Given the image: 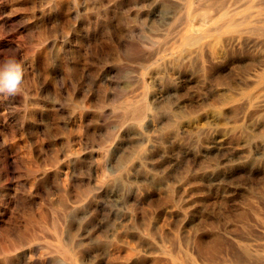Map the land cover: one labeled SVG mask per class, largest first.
<instances>
[{
  "label": "rangeland",
  "instance_id": "obj_1",
  "mask_svg": "<svg viewBox=\"0 0 264 264\" xmlns=\"http://www.w3.org/2000/svg\"><path fill=\"white\" fill-rule=\"evenodd\" d=\"M1 1L2 0H0V2ZM155 1L156 0H70L69 2V0H39V2H35V0H27V4L23 6L18 3L19 0H14V2L13 0H3V3H0V43L2 44H0V61L9 55H14L25 69L21 92L15 96L5 97L0 95V250H3L10 240L13 241L20 237H26L28 235L26 232L30 230V227L34 226L33 230H36V235L38 233L37 236H39H36L33 241L29 239L23 240L22 247L13 250V253H2L0 251V264H81V261L71 254V251L64 252L60 250L61 247L57 234L53 233V228L50 226L52 218L60 215H62V219L65 221L67 220L65 222L66 224L62 226L63 236L66 235L65 237H67V239L70 238L69 241L72 240L73 247L78 243L79 246H75L74 249L76 251H81H78V253L83 256V260L85 259L86 261L89 258L87 262L91 264L94 260V256L109 249L108 247L111 245L110 242L112 239L110 233L112 230H121L119 229L120 221L118 215L120 214L119 211H122V209L119 210L118 207H115L109 195L113 187L112 185L114 184L112 177H114L113 174L116 167H113L115 164V162H112L113 159L111 160L109 157H106L104 155L106 152L103 151L110 148L112 145L109 144H112V142L113 144L114 142L119 143L120 152H125L123 154L124 156L121 153L123 158H126V156L130 154L136 155L137 157H139V155H137L139 153H141L140 156L142 152L145 154L142 155L145 159L139 157L141 159L139 161V158H137L138 174L136 176L138 177H136V181L138 182V186H135L137 183L130 186L133 188L134 192L136 191L134 193L137 198L135 206L136 225L141 236L143 235L144 237L138 246L141 251L148 248L147 244L155 241L163 244L164 239H167L166 241L164 240L165 242H168V240L170 241L164 243V245L169 248L170 246L171 248L182 247L184 238L190 237L194 230L199 234L203 233L202 235L207 238L216 234L220 236L223 234L224 237L229 236L226 238H232L228 240L234 241L233 243H235V245L238 246L241 244L240 246L242 247L250 248L248 252L251 254H256V252H258L257 254H264V224H262L260 219H255L257 218V213L255 212V210H258L257 206H260L261 208L259 207V209L264 212V197L261 196V187H259L262 186V178L253 176L255 178L253 179L252 175L248 173V160H232L233 163L229 161V163L227 162L224 164L225 168L223 163L221 164L219 162V157L194 161L192 156H187V158L189 157L191 159L190 160L185 158L186 156L181 155L179 158L181 166L173 167L167 164L164 165V160L169 158L171 153L173 154L177 149V153L180 152V150L186 149L190 141V136L188 134H184V136L183 134L170 135L169 129H171V127L169 126V122H171V119L173 121L176 117L179 118L181 115H185V113L188 114L192 109L197 111L198 107L201 108V106L205 105V103L204 105L201 103V105L200 101H204L209 93L214 91H226L228 89L227 92L229 91L228 93L230 95L235 93L236 96H239L241 91L240 88L229 86L227 82L232 81L235 77L234 81L236 79L239 80L240 74V77H242L246 73L248 64L245 62V66V63L237 60V58H231V56L230 58L226 57L223 61L214 65L215 67H212V70L210 69L211 71L203 68L202 63L196 60L193 61V64L192 62L187 63V61H185V63L184 61H179L178 66L177 63L174 65L166 63L167 59L173 56V54L176 55L177 46L186 30V24L195 23V25H192L197 27L198 24L200 25L201 22H204V20L200 19L204 17L206 20L208 17V15L203 12L205 11L204 8L207 7L210 14L212 13L211 8L213 7L210 6V10L208 8L209 6H207L208 1L206 0H192V2L195 1L193 4L196 6L194 7L192 4L191 8L186 6V2L183 3L186 0H182L183 2L180 0L177 2L176 0H167V2L166 0ZM244 2L247 3L245 4ZM181 3H183L184 6ZM241 3L242 5H240L237 10L239 12L248 11V0H240V4ZM193 7L199 12H196ZM36 10H46L44 11L46 13L45 15L55 19V23L45 22L46 20L43 18L39 20L34 18V11ZM57 13L58 15H56ZM191 13H193L194 17H192ZM51 14H54L53 17ZM189 14H191L190 17L192 19H190ZM195 20H199V23ZM25 26L34 27L32 28L33 30H27ZM18 31H22L25 37L21 40L20 53L18 52L15 54L13 51L11 53V51L7 50L5 44L9 40L16 39L19 41L20 34ZM37 31L39 32V38L37 37ZM44 31H46V33L48 31H50L51 34L53 33L52 37H50V39L48 38L47 41ZM42 32H44V34ZM54 35L57 36H55V43L51 41L55 38ZM43 36L45 40L42 39ZM38 39H41V41ZM47 43H54L56 47L54 48V45H49ZM171 51L172 53H170ZM148 57L150 59H148ZM39 59H42L43 62ZM159 63L163 65L160 66ZM181 63H183L184 66L180 65ZM197 63H199V65ZM218 71L220 73H218ZM202 72L204 74H202ZM40 74L41 76L39 77ZM214 74L216 76H214ZM202 75L205 77H202ZM203 80H205V82H203ZM25 84L29 90L24 88ZM234 88L236 89L233 90ZM66 89H70V91ZM228 93L225 92L226 95H229ZM67 96H70L69 99H67ZM175 98H177V100H175ZM66 100L73 103L67 102V104ZM147 100L150 102H147ZM192 100L194 103H190ZM54 101L56 102L53 103ZM37 103L40 106H38ZM147 103L151 104L152 111L149 107L141 117H134L135 114L131 115V113H133L132 111L140 107L142 108ZM178 103L184 106L181 108ZM138 104L140 107L136 106ZM167 110L171 115H174L173 118L167 113ZM175 110L178 113L176 112L173 114ZM42 112H44V114ZM48 114H50V116ZM59 114L64 116L62 117ZM124 114L127 116H123ZM156 115L159 116L157 117ZM222 116L224 115H221L220 118H222ZM227 116L228 115H225L222 119L219 118V122L225 124L235 120V117L233 120L231 118L233 116H230V118ZM153 117L156 120L153 119ZM166 118L167 120H165ZM128 124L129 126H127ZM45 125L48 126V129L47 127L45 128ZM151 125H153V127ZM168 127L170 128L168 129ZM161 129H165V131ZM153 131L155 133L158 131V133H156L157 135H155L158 137L155 138V136H153L155 134ZM161 134L162 136H160ZM131 135H133V137ZM5 137L7 138L4 139ZM158 138L160 141H158ZM169 138H171V141ZM1 140H5L8 146L2 147ZM102 140L103 142L101 144ZM69 143L71 145H68ZM153 143H158L159 147L151 148ZM143 144H145V146ZM104 145L107 147H103ZM41 147L44 149L41 150ZM121 147H123V149ZM68 148H72L75 151L69 155V157L65 155L69 151ZM121 149L123 151H121ZM51 155L53 156L51 157ZM57 156L58 160L64 161H59L60 164L70 165L68 168L69 170L65 168L58 173L54 171V166L49 162L50 159ZM213 159H216V161ZM211 160H213V162ZM143 162H146V164L150 166L146 167V164ZM193 162H196V164ZM215 163H219L217 165L218 167H214V165H216ZM161 164L164 165V168ZM179 169L181 170L178 171ZM149 170L151 172H149ZM183 171L186 174H184ZM170 172L171 174L174 173V176L170 175ZM191 172L193 174H191ZM249 175L251 176L249 177ZM143 176L144 178H142ZM226 177L229 180H227ZM167 180L169 183L166 182ZM255 181H257L258 184H256ZM180 183H182V186L184 185L182 187V192H180L181 189H179ZM138 187H140L142 192H145L141 193ZM166 188L169 189V193ZM170 188H172V190ZM168 194L170 195L167 196ZM156 195L158 197H156ZM79 196H81L82 199H79ZM163 197L164 199H162ZM178 197H182L181 200ZM184 198L186 200H184ZM219 198L223 199V202L220 201ZM163 202L165 203L163 204ZM64 203L70 205L66 204L65 206ZM214 203L216 206H214ZM218 204L222 206V208H219ZM184 206H186V208ZM53 211H58V214ZM116 211L118 215L115 216ZM240 213L246 216V219L244 217L242 219ZM137 214L140 216H137ZM195 216L196 218L198 217L194 222L195 224L193 223L194 225L184 228V225L188 224L191 218ZM141 217H145L144 220H141ZM41 219L45 221L42 222ZM248 219L250 221H248ZM209 220L211 221L209 222ZM212 222H214V224ZM248 223L252 224L250 225ZM209 224L211 228L208 226ZM196 225L199 227L201 226V228L197 227L199 229L196 230ZM42 226H46L43 227L46 230L43 229ZM216 228L220 230L218 231ZM245 228L247 231H245ZM185 229L189 230L190 234L189 231H185ZM249 232L252 234L250 235ZM182 233L183 235H179ZM231 233H233L234 236H231ZM184 234L186 235L185 237ZM70 235L72 237H70ZM238 235L242 236V238L237 239L240 237ZM73 236L75 238H73ZM173 236L175 240H173ZM124 237L125 236L122 235L121 241L123 239L126 241L125 238L128 239L127 236ZM159 240H161V242ZM243 241L247 242L248 246ZM171 243L176 244L173 247ZM56 245L59 247L57 248ZM77 247L78 249H76ZM256 248L258 249L256 250ZM56 249L57 251H53ZM64 255H68L69 257L66 256L65 258ZM5 257H8V259L6 258L5 260ZM69 258H71V260Z\"/></svg>",
  "mask_w": 264,
  "mask_h": 264
},
{
  "label": "bare ground",
  "instance_id": "obj_2",
  "mask_svg": "<svg viewBox=\"0 0 264 264\" xmlns=\"http://www.w3.org/2000/svg\"><path fill=\"white\" fill-rule=\"evenodd\" d=\"M3 1V0H2ZM1 1V2H2ZM16 1V0H15ZM51 1V0H50ZM72 1V0H71ZM157 1V0H156ZM155 1V2H156ZM169 1V0H168ZM175 1V0H174ZM178 0H176L177 2ZM182 1V0H180ZM207 2V6H209L208 8L210 9V6L213 7L212 9V13L209 14L207 7L204 8L205 11L204 14H207L208 17L205 20L204 17L203 19L200 20H204V22L200 23V25L198 24L197 27H194L192 24L195 25V23H187L186 27H185V32L183 34V36L180 39V42L178 44V48L176 50V55L173 54V56H171L169 59H167L166 63H169V65H174L177 63V66L179 65L178 62L179 61H187L188 62H192L196 60L197 62L200 61L203 65V68L205 69H211L212 67H215L214 65H216L217 63L223 61L226 57L231 56V58H237V60H240L243 63H247L248 64V69L246 71V73L242 76L240 74L239 76V80H235L236 78H233L232 81L227 82V84L229 86H234V87H239L240 88V95L236 96V94L231 93L233 95H230L227 90L225 91H214L212 93H209V95L206 97V99H204V101H200V104L205 103L204 106H201V108H199L197 111L196 110H191V112L188 114L185 113V115H181V117L179 118H174L173 121L171 119V122H169V126L171 127V129H169L170 127H168V129L170 130L169 132L171 133L170 135H179V134H188L189 137V145L186 147V149L180 150V152L177 153L174 152L173 154L171 153V156L169 158H167L166 160H164L165 164L164 165H171V166H176L179 167L181 166V162L179 161V158L181 157V155L186 156L185 158H187V156H192L194 161H199L201 159H212V158H217L219 157V162L223 165L226 164L227 162L229 163V161H234V160H248V173L252 175V178L255 179V176H259L260 178H262V186L260 193L261 196L264 197V0H248V11H244V12H239L237 9L240 7V5H242V3L240 4V0H206ZM0 2V3H1ZM8 2V1H6ZM14 2V0H13ZM29 2V1H28ZM35 2H39V0H35ZM70 2V0H69ZM167 2V0H166ZM183 2V1H182ZM186 2V6L191 8V5L193 4L192 0H186L183 3ZM198 2V1H197ZM200 2V1H199ZM205 2V1H204ZM3 3V2H2ZM17 3V2H16ZM20 4H22V6L25 4H27V0H19ZM53 3V2H52ZM65 3V2H64ZM162 3V2H161ZM172 3V2H170ZM181 3L183 6L184 4ZM203 3V2H202ZM245 3V2H244ZM247 3V2H246ZM245 3V4H246ZM6 4V3H5ZM12 4V3H11ZM50 4V3H49ZM66 4V3H65ZM198 4V3H196ZM204 4V3H203ZM206 4V2H205ZM2 5V4H1ZM69 5V4H68ZM72 5V4H71ZM154 5V4H153ZM199 5V4H198ZM64 6V5H63ZM62 6V7H63ZM193 6L195 7L196 5L193 4ZM51 7V5H50ZM49 7V8H50ZM193 7V8H194ZM200 7V6H199ZM66 8V7H65ZM197 8V7H196ZM73 9V8H72ZM203 9V10H204ZM207 9V11H206ZM210 9V10H211ZM193 10V9H192ZM195 10V8H194ZM194 10L192 11L194 13ZM198 10V9H197ZM43 11V10H42ZM40 10H36L34 11V18H36L37 20L39 19H45V22H49V23H55V19L49 18L47 17L45 14L44 10L43 12ZM54 11V10H53ZM196 11V10H195ZM69 12V11H68ZM185 12V11H184ZM199 12V11H196ZM208 12V13H206ZM53 13V12H52ZM192 14V17L193 16ZM49 14V13H48ZM70 14V13H69ZM175 14V13H174ZM172 14V15H174ZM191 14H189V17L191 16ZM196 14V13H195ZM198 14V13H197ZM202 14V13H201ZM200 14V15H201ZM52 15V14H51ZM50 15V16H51ZM54 15V14H53ZM52 15V17H53ZM58 15V13L56 14ZM67 15V14H66ZM71 15V14H70ZM185 15V14H184ZM183 15V16H184ZM49 16V15H48ZM69 16V15H67ZM197 16V15H196ZM206 16V15H205ZM170 17V16H169ZM185 17V16H184ZM183 17V18H184ZM55 18V16H54ZM173 18V16H172ZM200 18V16H199ZM59 19V18H58ZM190 19H192L190 17ZM198 19V18H197ZM36 20V22H37ZM6 21V20H5ZM58 21V20H57ZM64 21V20H63ZM197 21V20H195ZM199 21V20H198ZM197 21V22H198ZM8 22V21H7ZM34 22V21H33ZM196 22V24H197ZM199 23V22H198ZM41 24V23H40ZM177 24V22H176ZM39 25V24H38ZM45 25V24H44ZM50 25V24H49ZM16 26V25H15ZM24 26V25H23ZM48 26V23H47ZM58 26V25H57ZM178 26V25H177ZM34 27V26H33ZM33 27H27L25 26V29L27 28V30L31 29ZM40 27V26H39ZM38 27V29H39ZM43 27V26H42ZM46 27V26H45ZM59 27V26H58ZM57 27V28H58ZM184 27V26H183ZM51 28V27H50ZM61 28V27H60ZM67 28V27H66ZM23 29V28H22ZM23 29V30H25ZM47 29V27H46ZM65 29V28H64ZM64 29H62L63 31H65ZM60 30V29H59ZM61 30V31H62ZM54 31V29H53ZM52 31V32H53ZM19 32V41L15 40H9L8 42H6V48L7 50L13 51V53H18L20 51L21 48V40H23V32L22 31H18ZM38 32V31H37ZM45 32V39L47 41V39L50 37H52L53 33L51 34L50 31H48L46 33ZM44 32H42L44 34ZM58 32V30H57ZM66 32V31H65ZM69 32V31H68ZM25 33V32H24ZM55 33V32H54ZM60 33V31H59ZM178 33V32H177ZM56 34V33H55ZM61 34V33H60ZM42 35V34H41ZM65 35V34H64ZM67 35V34H66ZM39 36V32L37 33V37ZM56 35H54L55 37ZM36 37V38H37ZM57 37V36H56ZM56 37L54 39H52L51 41H53L54 43L56 42ZM62 37V36H61ZM179 37V36H178ZM35 38V39H36ZM39 38V37H38ZM42 38V37H41ZM63 38V37H62ZM172 38V37H171ZM13 39V38H12ZM18 39V38H17ZM44 39V36L43 38ZM44 39V40H45ZM58 39V38H57ZM68 39V38H67ZM70 39V38H69ZM169 39V38H168ZM39 40V39H38ZM178 40V39H177ZM35 41V40H34ZM41 41V39L39 40ZM50 41V42H51ZM58 41V40H57ZM44 42V41H43ZM42 42V43H43ZM49 42V40H48ZM35 43V42H34ZM33 43V44H34ZM54 43H50L51 45H54ZM66 43V42H65ZM1 44V43H0ZM36 44V43H35ZM34 44V45H35ZM49 44V43H47ZM49 44V45H50ZM64 44V42H63ZM2 45V44H1ZM46 45V44H44ZM48 45V46H49ZM57 45V43H56ZM37 46V45H36ZM42 46V45H41ZM47 46V47H48ZM4 47V46H2ZM34 47V46H33ZM46 47V48H47ZM53 47V46H52ZM56 46L54 45V48ZM162 47V46H161ZM173 47V46H172ZM38 48V47H37ZM42 48V47H40ZM51 48V47H50ZM2 49V48H1ZM4 49V48H3ZM39 49V48H38ZM52 49V48H51ZM172 49V48H171ZM46 50V49H43ZM173 50V49H172ZM38 51V50H37ZM8 52V51H6ZM45 52V51H44ZM42 52V53H44ZM48 52V51H46ZM174 52V51H173ZM1 53V52H0ZM20 53V52H19ZM158 53V52H157ZM166 53V52H165ZM172 53V51L170 52ZM35 54V53H34ZM47 54V53H46ZM4 55V54H3ZM44 55V54H43ZM147 56V55H146ZM151 56V55H150ZM149 56V57H150ZM154 56V55H153ZM170 56V55H168ZM148 57V59H150ZM156 57V56H155ZM159 57V56H158ZM162 57V56H161ZM160 57V58H161ZM166 57V56H165ZM40 58V57H39ZM45 58V57H43ZM42 60V59H39ZM164 60V59H162ZM232 60V59H231ZM156 61V60H155ZM160 61V60H159ZM157 61V62H159ZM43 62V60H42ZM163 62V61H162ZM35 63V61H34ZM66 63V62H65ZM186 63V62H185ZM184 63V64H185ZM200 63V64H201ZM236 63V62H235ZM245 63V66H246ZM36 64V63H35ZM42 64V63H41ZM44 64V63H43ZM153 64V63H152ZM160 64V63H159ZM191 64V63H190ZM199 65V63H197ZM156 66H158L157 64H155ZM163 64H160V66ZM166 65V64H165ZM180 65H183V63H181ZM188 65V64H187ZM195 65V64H194ZM223 65V64H222ZM155 66V67H156ZM168 66V64H167ZM184 66V65H183ZM189 66V65H188ZM187 66V67H188ZM191 66V65H190ZM230 66V65H229ZM154 67V68H155ZM163 67V66H162ZM169 67V66H168ZM193 67V66H192ZM195 67V66H194ZM197 67V66H196ZM201 67V66H200ZM199 67V69H200ZM35 68V67H34ZM153 68V69H154ZM161 68V67H160ZM167 68V67H166ZM190 68V67H189ZM202 68V67H201ZM202 68V69H203ZM159 69V68H158ZM39 70V69H38ZM165 70V69H164ZM176 70V69H175ZM181 70V68H180ZM201 70V69H200ZM212 70V69H211ZM210 70V71H211ZM162 71V70H161ZM166 71V70H165ZM174 71V70H173ZM182 71V70H181ZM209 71V73H210ZM227 71V70H226ZM170 72V71H169ZM175 72V71H174ZM177 72V70H176ZM179 72V71H178ZM204 72V71H203ZM202 72V74H204ZM41 73V72H39ZM43 73V72H42ZM157 73V72H156ZM161 73V72H160ZM218 73H220L218 71ZM67 74V72H66ZM206 74V73H205ZM222 74V72H221ZM243 74V72H242ZM38 76V75H37ZM41 76V74L39 75V77ZM214 76H216L214 74ZM229 76V75H228ZM227 76V77H228ZM235 76V74H234ZM233 76V77H234ZM237 76V74H236ZM158 77V76H157ZM156 77V78H157ZM202 77H205L202 75ZM220 77V76H219ZM217 77V78H219ZM226 77V78H227ZM45 78V77H43ZM161 78V77H160ZM189 78V76H188ZM216 78V77H215ZM229 78V77H228ZM191 79V77H190ZM40 80V78H39ZM197 80V79H196ZM220 80V79H219ZM223 80V79H222ZM226 80V79H225ZM42 82V81H41ZM186 82V81H185ZM191 82V81H190ZM196 82V81H194ZM203 82H205V80H203ZM184 83V82H183ZM222 83V82H221ZM225 83V82H224ZM223 83V84H224ZM41 84V83H40ZM187 84V83H186ZM190 84V83H189ZM204 84V83H203ZM215 85V84H214ZM226 85V84H225ZM27 89L26 84L24 85ZM208 86V85H207ZM206 86V87H207ZM223 86V85H222ZM50 87V86H49ZM215 87V86H214ZM220 87V86H219ZM218 87V88H219ZM224 87V86H223ZM29 88V87H28ZM67 88V87H66ZM211 88V87H208ZM217 88V87H216ZM231 88V87H230ZM236 88H234L233 90H235ZM29 90V89H27ZM67 91L70 89H66ZM204 90V89H203ZM210 90V89H207ZM220 90V89H219ZM238 90V89H237ZM202 91V89H201ZM200 91V92H201ZM211 91V90H210ZM28 92V91H27ZM203 92V91H202ZM228 93L229 95L225 94ZM233 92V91H232ZM237 92V91H236ZM67 93V92H66ZM71 93V92H70ZM177 93V92H176ZM73 94V93H71ZM204 94V93H202ZM68 95V93H67ZM157 95V94H156ZM193 95V94H192ZM235 95V96H234ZM164 96V95H163ZM206 96V94H205ZM70 97V96H69ZM69 97L67 96V99H69ZM157 97V96H156ZM178 97V96H175ZM196 97V96H195ZM155 98V97H154ZM161 98V97H160ZM159 98V99H160ZM199 98V97H198ZM180 99V98H179ZM193 99V96H192ZM157 100V99H154ZM175 100H177V98H175ZM53 101V100H52ZM57 101V100H56ZM56 101H54L53 103H55ZM74 101V100H73ZM149 100H147L148 102ZM174 101V100H173ZM198 101V102H199ZM68 102V100H66V103ZM150 102V101H149ZM154 102V101H153ZM152 102V103H153ZM175 102V101H174ZM177 102V101H176ZM194 103V101H190V103ZM48 103V102H46ZM68 103H73V102H68ZM67 103V104H68ZM189 103V104H190ZM44 104V103H43ZM50 104V103H49ZM58 104V103H57ZM56 104V105H57ZM141 104V103H140ZM150 104V103H149ZM149 104H145L142 108L140 107V105H136L139 106V109H136L134 111H132L133 113H131V115L135 114L134 117H141L145 111H147L150 107L151 110V104L149 106ZM179 105L181 103H178ZM177 104V105H178ZM185 104V103H184ZM38 105V103H37ZM129 105V103H128ZM127 105V106H128ZM132 105V104H131ZM155 105V103H154ZM153 105V106H154ZM192 105V104H191ZM195 105V104H194ZM199 105V104H198ZM202 105V104H201ZM40 106V105H38ZM135 106V107H136ZM156 106V105H155ZM175 106V104H174ZM181 106V105H180ZM184 106V105H182ZM181 106V108H182ZM47 107V106H46ZM44 107V108H46ZM58 107V106H57ZM126 107V106H124ZM133 107V108H135ZM178 107V106H176ZM190 107V106H189ZM193 107V105H192ZM131 108V109H133ZM154 108V107H153ZM159 108V107H158ZM175 108V107H174ZM173 108V109H174ZM180 108V107H179ZM178 108V109H179ZM185 108V107H184ZM183 108V110H184ZM51 109V108H50ZM126 109V108H125ZM157 109V108H155ZM160 109V108H159ZM177 109V110H178ZM195 109V108H194ZM43 110V109H42ZM158 110V109H157ZM156 110V111H157ZM190 110V108H189ZM61 111V110H60ZM152 111V110H151ZM162 111V110H161ZM174 111V110H173ZM179 111V110H178ZM182 111V110H181ZM180 111V113H181ZM41 112V111H39ZM131 112V110H130ZM165 112V111H162ZM177 111L175 110V112L173 114H175ZM183 112V111H182ZM186 112V111H184ZM44 114V112H42ZM129 113V112H128ZM154 113V111H153ZM157 113V112H155ZM167 113L170 114L167 110ZM178 113V112H177ZM65 114V112H64ZM127 114V113H126ZM151 114V112H150ZM50 116V114H48ZM60 115V114H59ZM128 115V114H127ZM127 115H123V116H127ZM149 115V114H148ZM153 115V114H152ZM167 115V114H166ZM164 115V116H166ZM171 115V114H170ZM180 115V114H178ZM221 115H228L227 117L230 118V116L234 121L233 122H227L225 124H222L219 122V118ZM60 116H64V115H60ZM129 116V115H128ZM147 116V114H146ZM151 116V115H149ZM155 116V115H153ZM157 116V115H156ZM159 116V115H158ZM157 116V117H158ZM163 116V115H162ZM172 118L174 115H171ZM177 116V114H176ZM222 116V118L224 117ZM52 117V116H51ZM156 117V118H157ZM170 117V116H169ZM226 117V118H227ZM40 118V116H39ZM65 118V117H64ZM127 118V117H125ZM133 118V117H132ZM163 118V117H160ZM220 118V119H222ZM137 119V118H136ZM153 119H155L153 117ZM164 119V118H163ZM67 120V119H66ZM126 120V119H125ZM143 120V119H141ZM156 120V119H155ZM154 120V121H155ZM161 120V119H160ZM167 120V118L165 119ZM229 120V119H227ZM45 121V120H44ZM136 121V120H135ZM153 121V122H154ZM158 121V120H157ZM156 121V122H157ZM164 121V120H162ZM170 121V120H169ZM232 121V120H231ZM42 122V121H41ZM141 122V121H140ZM150 122V121H149ZM222 122V121H221ZM225 122V121H224ZM139 123V122H138ZM142 123V122H141ZM140 123V124H141ZM145 123V122H144ZM151 123V122H150ZM158 123V122H157ZM161 123V122H160ZM167 123V122H164ZM38 124V123H37ZM154 124V123H153ZM132 125V124H131ZM136 125V124H135ZM150 125V124H149ZM69 126V125H68ZM129 126V124L127 125ZM153 127V125H151ZM40 127V126H39ZM48 126L45 125V128ZM65 127V126H64ZM67 127V126H66ZM73 127V126H72ZM132 127V126H131ZM130 127V128H131ZM137 127V126H136ZM139 127V126H138ZM143 127V126H142ZM158 127V125H157ZM70 128V127H69ZM124 128V127H123ZM134 128V127H133ZM144 128V127H143ZM149 128V127H148ZM155 128V127H154ZM161 128V127H160ZM42 129V128H41ZM136 130H138L137 128H135ZM134 129V130H135ZM140 129V128H139ZM150 129V128H149ZM153 129V128H152ZM142 130V129H141ZM147 130V129H145ZM163 130V129H161ZM49 131V130H48ZM139 131V130H138ZM148 131V130H147ZM156 131V130H154ZM153 131V132H154ZM165 131V129L163 130ZM53 132V131H52ZM144 132V131H143ZM167 132V129H166ZM46 133V132H44ZM145 133V132H144ZM142 133V134H144ZM151 133V132H150ZM155 133V132H154ZM158 133V131L156 132ZM154 134L153 136L157 135ZM133 134V133H132ZM137 134V133H135ZM141 134V137H142ZM160 134V133H159ZM166 134V133H164ZM45 135V134H44ZM152 135V134H151ZM47 136V135H46ZM133 137V135H131ZM136 136V135H135ZM162 136V134L160 135ZM159 136V137H160ZM4 137V136H3ZM48 137V136H47ZM67 137V136H66ZM138 137V136H137ZM143 137H147V136H143ZM158 136H155V138ZM166 137V136H165ZM186 137V135H185ZM7 137H5L4 139H6ZM175 138V137H174ZM181 138V137H180ZM179 138V139H180ZM1 139V137H0ZM70 139V138H69ZM159 139V138H158ZM157 139V140H158ZM173 139V138H172ZM187 139V138H185ZM109 140V139H108ZM117 140V139H116ZM115 140V141H116ZM149 140V139H146ZM169 140L171 141V138H169ZM168 140V141H169ZM69 141V140H68ZM107 141V139H106ZM105 141V142H106ZM110 141V140H109ZM138 141V140H137ZM140 141V140H139ZM142 141V139H141ZM154 141V140H153ZM160 141V139L158 140ZM103 140L101 141L102 144ZM117 142V141H116ZM143 142V141H142ZM155 142V141H154ZM164 142V141H163ZM79 143V142H78ZM8 143L5 140H1V145L2 147H7ZM147 144V143H146ZM162 144V143H160ZM68 145H71L70 143ZM106 145V144H105ZM103 146V147H107V146ZM112 145L110 146V148H107L106 151L104 150L103 152H106L104 155L106 157H109L112 162H115V164L113 165V167H116L115 172L113 174L114 177L113 178V187L110 190V198L112 199L113 203L115 204V207H118L119 210L122 209V211H119L118 208L117 210L120 212V214H117V211L115 212V216L118 215L119 218V229L118 231H114L112 230V232L110 233V235H112V239H111V245L108 247L109 249L106 250H102L103 252L96 256H92L94 258V260L91 262V264H264V254H257L258 252H256V254H251L250 252H248V248L242 247L240 245H235V243L232 242V240H228V239H232V238H226L229 236L224 237V235L222 233L221 236L216 234L213 235L210 238L205 237L202 234H199L198 232H194L192 231V235H190V237H186L184 238L186 235L184 234V244L182 245V247H175V248H170L166 245H164V243H168L170 242L168 240V242H165L167 239L163 240V244L159 243L157 241L153 242V243H149L148 248L145 249L144 251H141L138 246L140 245L139 243H141L140 241H142L144 239L143 235L141 236V233L139 232V229L137 228L136 222V195L134 194V190L132 186L134 183H137L138 186V182L136 181V176L138 173L137 170V166H138V161L137 158L142 157L143 154L140 156L141 153L137 154L139 155V157H137L136 155L130 154L128 156H126V158H123V154L120 152L119 148L120 145L119 143H115L113 144H109ZM145 146V144H143ZM13 146V145H12ZM140 146V145H138ZM149 146V144H148ZM152 146V147H151ZM150 147L154 148V147H159L158 143H153ZM1 147V146H0ZM55 147V146H54ZM102 147V148H103ZM165 147V146H164ZM11 148V147H10ZM101 148V147H100ZM123 149V147H121ZM140 148V147H139ZM150 148V149H151ZM8 149V148H6ZM44 148L41 147V150H43ZM71 149V150H70ZM104 149V148H103ZM102 149V150H103ZM121 149V151H123ZM133 149V147H132ZM138 149V148H137ZM136 149V150H137ZM148 149V148H147ZM68 152L65 154L69 157V155H71L72 153H74V149L72 148H68ZM96 150V149H95ZM94 150V151H95ZM101 150V149H100ZM149 150V149H148ZM38 151V150H37ZM82 151V150H81ZM79 151V152H81ZM125 151V150H124ZM134 151V150H133ZM151 151V150H150ZM78 152V151H77ZM132 152V151H131ZM136 152V151H135ZM134 152V153H135ZM145 152V151H144ZM65 153V152H64ZM91 153V151H90ZM89 153V155H90ZM95 153V152H94ZM121 153L123 156H121ZM127 153V152H126ZM133 153V152H132ZM146 153V152H145ZM26 154V152H25ZM77 154V153H75ZM92 154V153H91ZM4 155V154H3ZM8 155V154H7ZM81 155V153H80ZM102 155V154H101ZM126 155V154H125ZM26 156V155H25ZM53 155H51L52 157ZM59 156V154H58ZM58 156L57 157H53L52 159H50V164L52 166H54V171L55 172H61L62 170H64L65 168H69L70 165L69 164H60L58 160ZM92 156V155H91ZM99 156V155H98ZM97 156V157H98ZM147 156V155H146ZM7 157V156H6ZM64 157V156H63ZM94 157V155H93ZM154 157V156H153ZM161 157V156H160ZM5 158V157H4ZM92 158V157H91ZM95 158V157H94ZM100 158V157H99ZM123 158V159H121ZM156 158V157H155ZM154 158V159H155ZM82 159V158H81ZM145 159V157L143 158ZM148 159V157H147ZM146 159V160H147ZM150 159V158H149ZM161 159V158H160ZM187 159H190L189 157ZM186 159V160H187ZM65 160V158H64ZM75 160V159H74ZM85 160V159H84ZM139 161L141 160L140 158L138 159ZM158 160V159H156ZM162 160V159H161ZM191 160V159H190ZM214 160V159H213ZM213 160H211L213 162ZM63 161V160H62ZM61 161V162H62ZM70 161V159H69ZM73 161V160H72ZM80 161V160H79ZM105 161V160H104ZM103 161V162H104ZM110 161V160H109ZM144 161V160H142ZM148 161V160H147ZM216 161V159L214 160ZM232 161V163H233ZM6 162V161H5ZM64 162V161H63ZM111 162V163H112ZM150 162V161H148ZM152 162V161H151ZM156 162V161H154ZM185 162V161H183ZM192 162V161H190ZM3 163V161H2ZM59 163V164H58ZM108 163V160H107ZM144 163V162H143ZM153 163V162H152ZM194 164H196V162H193ZM109 164V163H108ZM107 164V165H108ZM146 164V162L144 163ZM151 164V163H150ZM216 164V163H215ZM219 163H217L215 166H217ZM116 165V166H115ZM142 165V164H140ZM154 165V164H153ZM163 165V164H161ZM164 165L162 166L164 168ZM36 166V165H35ZM39 166V165H38ZM110 166V165H108ZM107 166V167H108ZM143 166V165H142ZM150 165L146 164V167H148ZM185 166V165H184ZM191 166V165H190ZM211 166V165H210ZM213 166V165H212ZM51 167V166H50ZM140 167V166H139ZM145 167V166H144ZM143 167V168H144ZM152 167V166H151ZM156 167V166H155ZM166 167V166H165ZM218 167V166H217ZM225 167V165H224ZM235 167V166H234ZM237 167V166H236ZM243 167V166H242ZM241 167V170H242ZM247 167V166H246ZM106 168V167H105ZM142 168V167H141ZM158 168V167H156ZM181 168V167H180ZM213 168V167H211ZM226 168V167H225ZM47 169V168H45ZM49 169V168H48ZM146 169V168H145ZM149 169V168H148ZM152 169V168H151ZM154 169V168H153ZM167 169V168H166ZM184 169V168H183ZM182 169V170H183ZM208 169V168H207ZM232 169V167H231ZM1 170V169H0ZM69 170V169H68ZM142 170V169H141ZM177 170V169H176ZM181 169H179L178 171H180ZM185 170V169H184ZM213 170V169H212ZM239 170V169H238ZM48 171V170H47ZM106 171V169H105ZM189 171V168H188ZM191 171V170H190ZM10 172V171H9ZM45 172V171H44ZM67 172V171H66ZM110 172V171H107ZM142 172V171H141ZM145 172V171H144ZM143 172V173H144ZM147 172V171H146ZM149 172H151L149 170ZM165 172V171H164ZM174 172V171H173ZM194 172V171H193ZM233 172V171H232ZM235 172V171H234ZM3 173V172H1ZM47 173V172H46ZM142 173V175H143ZM169 173V172H168ZM184 173V171H183ZM186 174V173H184ZM191 174H193L191 172ZM190 174V175H191ZM4 175V174H2ZM66 175V174H64ZM68 175V174H67ZM110 175V174H109ZM145 175V174H144ZM170 175L174 176V173ZM179 175V173H178ZM229 175V174H228ZM249 175V177L251 176ZM69 176V175H68ZM211 176V175H210ZM234 176V174H233ZM254 176V177H253ZM1 177V176H0ZM74 177V176H73ZM141 177V176H140ZM139 177V179H140ZM183 177V176H182ZM223 177V176H221ZM248 177V178H249ZM258 177V178H259ZM144 178V176L142 177ZM168 178V177H167ZM181 178V176H180ZM179 178V179H180ZM188 178V176H187ZM224 178V177H223ZM227 178V177H226ZM111 179V178H109ZM178 179V180H179ZM185 179V178H184ZM193 179V178H192ZM231 179V178H230ZM138 180V179H137ZM183 180V179H182ZM181 180V181H182ZM197 180V179H196ZM200 180V179H199ZM227 180H229L227 178ZM249 180V179H248ZM257 180V179H256ZM136 181V182H135ZM189 181V180H188ZM258 181V180H257ZM256 182V184H258ZM111 182V181H110ZM109 182V183H110ZM140 182V181H139ZM168 182V180L166 181ZM165 182V184H166ZM171 182V181H170ZM179 182V181H178ZM254 182V181H253ZM250 182V183H253ZM164 183V182H163ZM169 183V182H168ZM184 183V182H182ZM182 183L179 184V189H181L180 192H182ZM249 183V182H248ZM171 184V183H170ZM186 185V184H185ZM111 186V185H109ZM160 186V185H159ZM162 186V185H161ZM164 186V185H163ZM144 187V186H143ZM170 187V186H169ZM174 187V186H173ZM172 187V188H173ZM140 190V187H138ZM172 188H170L172 190ZM135 189V187H134ZM167 192H168V188ZM174 189V188H173ZM136 190V189H135ZM108 191V190H107ZM141 191V190H140ZM158 191V190H157ZM156 191V192H157ZM185 191V190H184ZM183 191V192H184ZM193 191V190H192ZM145 192V191H143ZM141 191V193H143ZM179 192V193H180ZM140 193V192H139ZM169 193V192H168ZM174 193V192H173ZM157 194V193H156ZM176 194V193H175ZM159 195V194H158ZM162 195V194H161ZM170 194H168L167 196H169ZM178 195V194H177ZM165 196V195H164ZM166 196V197H167ZM174 196V195H173ZM172 196V197H173ZM187 196V195H186ZM79 199H82L81 196H79ZM83 197V196H82ZM152 197V196H151ZM156 197H158L156 195ZM162 197V196H161ZM184 197V196H183ZM189 197V195H188ZM262 197V198H263ZM109 198V197H108ZM177 198V197H176ZM179 198V197H178ZM182 198V197H181ZM181 198H179L181 200ZM186 198V197H185ZM184 198V200H186ZM164 199V197L162 198ZM161 199V200H162ZM172 199V198H171ZM220 199V198H219ZM108 200V199H107ZM158 200V199H157ZM160 200V199H159ZM183 200V202H184ZM218 200V199H217ZM223 199H220V201H222ZM264 200V199H263ZM110 201V200H109ZM149 201V200H147ZM215 201V199H214ZM219 201V200H218ZM219 201V202H220ZM107 202V201H106ZM154 202V201H153ZM217 202V201H216ZM218 202V203H219ZM223 202V201H222ZM110 203V202H109ZM112 203V204H113ZM139 203V201H138ZM165 202H163L164 204ZM59 204V203H58ZM57 204V205H58ZM65 204V203H64ZM67 204V203H66ZM65 204V206H66ZM78 204V203H77ZM111 204V203H110ZM129 204V205H127ZM142 204V203H141ZM144 204V202H143ZM223 204V203H222ZM264 204V203H263ZM61 205V204H60ZM70 205V204H67ZM140 205V204H139ZM221 205V204H220ZM260 205V204H259ZM64 206V207H65ZM78 206V205H76ZM114 206V205H113ZM138 206V205H137ZM212 206V205H211ZM214 206L215 203H214ZM257 206V205H256ZM13 207V206H12ZM72 207V206H71ZM123 207V208H121ZM139 207V206H138ZM186 208V206H184ZM218 207L222 208V206ZM217 207V208H218ZM258 210H255V212L257 213V218L255 219H260V221L262 222V224H264V212L259 209L260 206H257ZM256 207V208H257ZM263 207V206H262ZM53 208V207H52ZM51 208V209H52ZM216 208V207H213ZM261 208V207H260ZM57 209V207H56ZM63 209V208H60ZM65 209V208H64ZM125 209V210H124ZM167 209V208H166ZM189 209V208H188ZM210 209V208H209ZM263 209V208H262ZM54 210V209H53ZM58 210V209H57ZM116 210V209H115ZM214 210V209H213ZM217 210V209H215ZM254 210V209H251ZM60 211V210H59ZM211 211V209H210ZM52 212V211H50ZM55 212V211H53ZM58 212V211H57ZM55 212V213H57ZM118 212V213H119ZM139 212V211H138ZM212 212V211H211ZM245 212V211H244ZM243 212V213H244ZM253 212V211H252ZM140 213V212H139ZM219 213V212H218ZM217 213V214H218ZM58 214V213H57ZM241 214V213H240ZM248 214V213H246ZM245 214V215H246ZM54 215V213H53ZM67 215V214H66ZM195 215V214H194ZM242 215V214H241ZM253 215V214H252ZM62 215L60 216H55L54 218H52V221L50 222V226H52L53 228V233L57 234V238L60 242V250H63L64 252H69L71 251V254L79 259L81 261V264H90L87 262V259L85 261V259L83 260V256L80 255L78 253L79 250H75L74 247L75 246H79L78 243H76L77 245H75L74 243V247H73V243L72 240L67 239V237L63 236V227L64 224H66L64 219L61 218ZM114 216V217H115ZM137 216H140L137 214ZM151 216V215H150ZM169 216V215H168ZM44 217V216H43ZM42 217V218H43ZM243 217L246 219V216L242 215V219ZM254 217V216H253ZM145 218V217H144ZM144 218L141 217V220ZM204 218V217H203ZM44 219V218H43ZM41 219V221L43 220ZM51 219V218H50ZM186 219V218H184ZM198 219V217L196 218L193 217L191 218V220L188 222V224L184 225V228H188V226L194 225L195 221ZM46 220V218H45ZM44 220V221H45ZM42 221V222H44ZM185 221V220H183ZM204 221V220H203ZM211 220H209L210 222ZM240 221V220H239ZM244 221V220H243ZM247 221V220H246ZM248 221H250L248 219ZM118 222V221H117ZM139 222V221H138ZM150 222V221H149ZM154 222V221H153ZM207 222V221H205ZM204 222V223H205ZM259 222V221H257ZM260 222V223H261ZM116 223V222H114ZM164 223V222H163ZM183 223V222H181ZM194 223V224H193ZM214 224V222H212ZM258 223V224H260ZM42 224V223H41ZM47 224V222H46ZM49 224V223H48ZM138 224V223H137ZM197 224V222H196ZM201 224V223H200ZM246 224V222H245ZM250 224V223H248ZM252 224V223H251ZM250 224V225H251ZM33 225V224H32ZM117 225V224H116ZM66 226V225H65ZM118 226V225H117ZM116 226V228H117ZM210 228V224L208 225ZM46 227V226H42ZM68 227V226H67ZM71 227V226H70ZM140 227V226H139ZM180 227V226H179ZM198 225H196V230L201 228V226L199 228ZM203 227V226H202ZM214 227V226H213ZM228 227V226H227ZM245 227V226H244ZM260 227V226H259ZM29 228V227H28ZM33 227H30V230L26 233H28V235L26 237L23 238H18L15 240H10V242L3 248V250H0L2 253H9L12 252L13 250H16L17 248L22 247V243L23 240H34L36 238V230H33ZM178 228V227H177ZM192 228V227H191ZM218 228V227H217ZM216 228V229H217ZM264 228V227H263ZM45 229V228H43ZM51 229V228H50ZM65 229V228H64ZM118 229V228H117ZM154 229V228H153ZM203 229V228H202ZM226 229V228H225ZM230 229V227H229ZM246 229V228H245ZM39 230V229H38ZM46 230V229H45ZM111 230V229H110ZM152 230V229H151ZM169 230V229H168ZM172 230V229H171ZM187 229H185L186 231ZM218 230V229H217ZM216 230V231H217ZM220 230V229H219ZM218 230V231H219ZM224 230V228H223ZM243 230V229H242ZM250 230V229H249ZM252 230V229H251ZM40 231V230H39ZM38 231V232H39ZM48 231V230H47ZM66 231V230H65ZM141 231V230H140ZM167 231V230H166ZM178 231V230H177ZM189 231V230H187ZM203 231V230H202ZM227 231V230H226ZM247 231V229L245 230ZM243 231V232H245ZM44 232V231H43ZM143 232V231H142ZM168 232V231H167ZM170 232V230H169ZM168 232V233H169ZM221 232V231H220ZM225 232V231H224ZM223 232V233H224ZM230 232V231H228ZM262 232V231H261ZM25 233V232H24ZM65 233V232H64ZM67 233V232H66ZM166 233V232H165ZM180 233V231H179ZM226 233V232H225ZM236 233V232H235ZM248 233V232H245ZM250 233V232H249ZM143 234V233H142ZM164 234V233H163ZM187 234V232H186ZM190 234V231H189ZM229 234V233H228ZM231 236H234L233 233H231ZM237 234V233H236ZM239 234V233H238ZM252 233H250L251 235ZM68 235V234H67ZM122 235H124L125 237L127 236L128 239L125 240L124 239L121 241L122 239ZM167 235V233H166ZM179 235H183L179 234ZM230 235V234H229ZM245 235V234H244ZM254 235V234H253ZM264 235V234H263ZM5 236V235H4ZM7 236V235H6ZM16 236V235H15ZM102 236V235H101ZM109 236V234H108ZM160 236V235H159ZM189 236V235H188ZM237 236V235H235ZM240 236V235H238ZM39 237V236H37ZM56 237V236H55ZM69 237V236H68ZM70 237H72L70 235ZM104 237V236H103ZM163 237V236H162ZM176 237V235H175ZM173 236V240H175V238ZM17 238V237H16ZM31 238V239H30ZM73 238H75L73 236ZM102 238V237H101ZM147 238V237H146ZM151 238V237H150ZM153 238V237H152ZM237 238V237H236ZM242 238V236L238 237L237 239ZM105 239V238H104ZM159 239V238H158ZM161 239V237H160ZM172 239V238H171ZM170 239V240H171ZM177 240V237H176ZM248 240V239H247ZM76 241V240H74ZM121 241V242H120ZM161 242V240H159ZM183 241V240H182ZM238 241V240H237ZM240 241V240H239ZM172 242V240H171ZM175 242V241H173ZM244 243H246V245L248 246V243L243 241ZM109 243V244H110ZM183 243V242H182ZM40 244V243H39ZM143 244V242H142ZM176 243H171V245L174 247ZM233 244V245H232ZM263 244V243H262ZM261 244V245H262ZM168 245V244H167ZM57 246V245H56ZM144 246V244H143ZM254 246V245H253ZM256 246V245H255ZM258 246V244H257ZM256 246V247H257ZM59 246H57L58 248ZM145 247V246H144ZM78 249V247L76 248ZM258 248H256L257 250ZM260 249V248H259ZM59 250V251H60ZM53 251H57L53 250ZM253 251V250H252ZM259 251V250H258ZM261 251V250H260ZM15 252V251H14ZM81 252V251H79ZM94 252V251H93ZM264 252V251H263ZM13 253V252H12ZM16 253V252H15ZM63 253V252H61ZM82 254V253H81ZM56 256V255H55ZM65 256V255H64ZM68 256V255H66ZM65 256V258H66ZM9 257V256H8ZM8 257H5L8 259ZM69 257V256H68ZM67 257V259H68ZM87 257V256H86ZM89 257V256H88ZM22 258V257H21ZM72 258V257H71ZM71 258H69L71 260ZM91 258V257H90ZM92 258V259H93ZM51 259V258H50ZM66 259V260H67ZM76 259V260H77ZM4 260V262H5ZM78 260V262H79ZM41 261V260H40ZM22 262V261H21ZM65 262V261H64ZM70 262V261H69ZM76 262V263H78ZM6 263V262H5Z\"/></svg>",
  "mask_w": 264,
  "mask_h": 264
},
{
  "label": "clouds",
  "instance_id": "obj_3",
  "mask_svg": "<svg viewBox=\"0 0 264 264\" xmlns=\"http://www.w3.org/2000/svg\"><path fill=\"white\" fill-rule=\"evenodd\" d=\"M25 69L14 55L0 61V95L15 96L22 90Z\"/></svg>",
  "mask_w": 264,
  "mask_h": 264
}]
</instances>
